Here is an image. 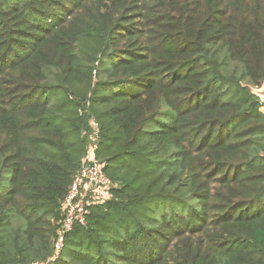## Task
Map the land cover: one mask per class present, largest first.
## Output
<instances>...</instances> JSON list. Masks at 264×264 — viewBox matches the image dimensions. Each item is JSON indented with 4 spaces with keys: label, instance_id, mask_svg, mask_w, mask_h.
<instances>
[{
    "label": "trees",
    "instance_id": "16d2710c",
    "mask_svg": "<svg viewBox=\"0 0 264 264\" xmlns=\"http://www.w3.org/2000/svg\"><path fill=\"white\" fill-rule=\"evenodd\" d=\"M262 86L264 0H0V264H264Z\"/></svg>",
    "mask_w": 264,
    "mask_h": 264
},
{
    "label": "built area",
    "instance_id": "2783aa9c",
    "mask_svg": "<svg viewBox=\"0 0 264 264\" xmlns=\"http://www.w3.org/2000/svg\"><path fill=\"white\" fill-rule=\"evenodd\" d=\"M264 113V102L260 109ZM90 131L87 135L89 143L88 160L72 177L67 193L63 199L64 217L57 231L55 242V258L62 248L64 237L74 225H84L89 213V206L108 199V191L113 188L112 182L102 170V165L95 159L94 152L99 144L100 130L93 118L89 121ZM50 262L31 263L49 264Z\"/></svg>",
    "mask_w": 264,
    "mask_h": 264
},
{
    "label": "water",
    "instance_id": "95a60500",
    "mask_svg": "<svg viewBox=\"0 0 264 264\" xmlns=\"http://www.w3.org/2000/svg\"><path fill=\"white\" fill-rule=\"evenodd\" d=\"M253 93L260 99V102H264V87L262 86L258 90H254Z\"/></svg>",
    "mask_w": 264,
    "mask_h": 264
}]
</instances>
